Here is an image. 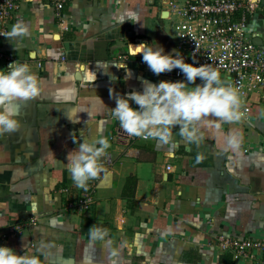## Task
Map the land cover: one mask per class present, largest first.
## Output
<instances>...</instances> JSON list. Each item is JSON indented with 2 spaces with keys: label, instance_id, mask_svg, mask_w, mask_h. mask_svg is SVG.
<instances>
[{
  "label": "crops",
  "instance_id": "0c3cea01",
  "mask_svg": "<svg viewBox=\"0 0 264 264\" xmlns=\"http://www.w3.org/2000/svg\"><path fill=\"white\" fill-rule=\"evenodd\" d=\"M251 23L264 48L263 9ZM14 28L22 34L2 40L10 58L0 69L27 63L43 87L15 101L21 127L0 136V245L42 264H236L216 245L220 234L264 238V115L256 95L239 121L206 117L200 143L173 128L167 141L138 139L133 156L111 139L119 122L108 108L116 106L110 89L127 94L142 91L144 81H175L130 52L131 43L145 41L176 49L164 0H71L60 15L49 0H23ZM234 130L243 134L239 152H225ZM74 136L106 138L114 159L108 166L100 158L97 201L83 216L63 211L60 191L68 186L76 197L80 189L66 164ZM34 217L26 234L4 237L8 225ZM94 224L108 230L105 240H91Z\"/></svg>",
  "mask_w": 264,
  "mask_h": 264
},
{
  "label": "clouds",
  "instance_id": "9594fccd",
  "mask_svg": "<svg viewBox=\"0 0 264 264\" xmlns=\"http://www.w3.org/2000/svg\"><path fill=\"white\" fill-rule=\"evenodd\" d=\"M21 34L14 28L8 37L13 39ZM154 43L158 46H153ZM131 45V55L135 57L142 54L143 61L154 74L179 69L185 79L161 80L158 83L144 81L142 91L133 90L127 94H118L110 89V96L115 99L116 106L108 108L127 134L167 141L172 135V129L178 128L180 135L188 142L200 143L203 135L199 125L206 117L213 116L224 122L241 119L238 90L226 85L215 68L208 64L189 63L180 51L173 49L167 52L156 41ZM113 65L118 66L112 64L111 67ZM198 78L201 83L195 84ZM42 87V78L27 63L13 62L7 68L0 69V136L15 132L21 127L15 101L37 97L41 94ZM100 100L104 104L101 98ZM242 141V132L231 131L224 137L222 150L238 153ZM73 142L77 147L68 153L66 164L74 183L85 187L91 179L104 171L100 158L110 147V143L106 138L92 142L83 139L81 142L76 136L73 137ZM89 236L93 242L103 241L108 237V230L94 224L89 228ZM0 264L42 262L39 256L27 254V250L24 254H19L12 247L0 245Z\"/></svg>",
  "mask_w": 264,
  "mask_h": 264
},
{
  "label": "built area",
  "instance_id": "2783aa9c",
  "mask_svg": "<svg viewBox=\"0 0 264 264\" xmlns=\"http://www.w3.org/2000/svg\"><path fill=\"white\" fill-rule=\"evenodd\" d=\"M71 0H49L57 14H61ZM23 0H0V63L10 57L2 49V40L10 34L12 21L21 8ZM167 18L171 21L174 42L189 63L208 64L226 76V85L238 90L239 111L242 117L253 111L251 97H258V106L264 115V48L257 45L251 30L252 20L264 7V0H164ZM195 54V55H193ZM119 59L126 60L124 55ZM63 61L66 56H63ZM41 65V63H39ZM167 74L175 81L184 77L179 69ZM199 79V78H198ZM127 134L118 124L111 139L125 145L126 155L137 156L139 150L133 146L138 139ZM132 150V153H131ZM105 163L114 164L111 153H106ZM172 168L171 164L167 165ZM71 174V173H70ZM101 176L91 179L80 187L73 197L68 186L60 189L65 196L64 210L83 216L97 201ZM37 223V217L27 222L8 225L4 237L26 234ZM220 250L230 252L236 264H264V238L258 236L220 234L215 241Z\"/></svg>",
  "mask_w": 264,
  "mask_h": 264
},
{
  "label": "water",
  "instance_id": "95a60500",
  "mask_svg": "<svg viewBox=\"0 0 264 264\" xmlns=\"http://www.w3.org/2000/svg\"><path fill=\"white\" fill-rule=\"evenodd\" d=\"M263 11H264V7H263ZM166 15H167V12H166ZM259 39V40H258ZM254 42L258 45H261L262 44V40L260 39L259 36L255 37L254 38ZM132 47V46H131Z\"/></svg>",
  "mask_w": 264,
  "mask_h": 264
},
{
  "label": "rangeland",
  "instance_id": "374dc122",
  "mask_svg": "<svg viewBox=\"0 0 264 264\" xmlns=\"http://www.w3.org/2000/svg\"><path fill=\"white\" fill-rule=\"evenodd\" d=\"M168 22H169V25H171L172 23H171V21L170 20H168ZM254 39V38H253ZM258 45V44H257ZM262 47V46H261Z\"/></svg>",
  "mask_w": 264,
  "mask_h": 264
}]
</instances>
